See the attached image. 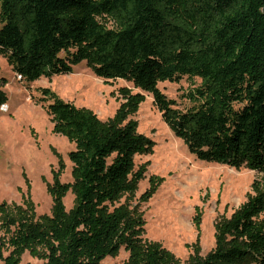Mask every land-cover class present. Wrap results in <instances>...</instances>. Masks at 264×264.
<instances>
[{"label": "trees", "instance_id": "16d2710c", "mask_svg": "<svg viewBox=\"0 0 264 264\" xmlns=\"http://www.w3.org/2000/svg\"><path fill=\"white\" fill-rule=\"evenodd\" d=\"M0 54L27 83L71 73L85 61L104 80L124 79L150 93L197 159L258 173L252 194L216 221L214 246L205 255L195 214L193 251L181 262L144 240L142 217L116 204L144 175L134 156L153 145L129 118L144 94L119 88L123 101L101 120L42 87L53 131L74 144L68 152L73 181L60 180V160L47 183L50 214L36 215L28 197L20 205L0 203V228L8 233L0 264H21L25 250L44 264H104L122 247L128 251L122 264H264V0H0ZM183 77L200 79L186 94V109L158 88ZM6 99L0 89V104ZM162 181L152 175L141 199ZM70 188L74 204L66 209Z\"/></svg>", "mask_w": 264, "mask_h": 264}, {"label": "rangeland", "instance_id": "374dc122", "mask_svg": "<svg viewBox=\"0 0 264 264\" xmlns=\"http://www.w3.org/2000/svg\"><path fill=\"white\" fill-rule=\"evenodd\" d=\"M199 83L197 77H183L178 82H158V88L176 100L178 108L186 109L191 105L186 94ZM42 87H49L65 101L91 109L101 120L112 118L123 101L119 88L144 94L145 100L129 118L137 121V131L150 138L153 145L151 152L134 156L135 167L145 165L144 175L136 190L122 194L116 204L142 217L140 236L144 240L160 243L181 262L185 263L193 251L195 214L200 215L201 222L199 253L205 255L214 246L216 221L229 217L252 194L256 171L197 159L163 121L150 93L124 79L104 80L85 61L74 64L71 73L49 79L42 76L27 83L17 79L0 54V89L7 96L0 104V203L20 205L28 197L36 215L50 214L52 197L47 183L53 182L52 170L60 166V160L64 163L60 180L73 181L68 152L74 144L53 131L46 102L41 101ZM152 175L163 177V181L148 200H143L141 194L149 188ZM74 197L70 188L63 198L66 209L73 206ZM7 235L0 228V242H6ZM127 257L128 251L122 247L103 263L122 264ZM20 262L44 264L29 250L23 252Z\"/></svg>", "mask_w": 264, "mask_h": 264}, {"label": "built area", "instance_id": "2783aa9c", "mask_svg": "<svg viewBox=\"0 0 264 264\" xmlns=\"http://www.w3.org/2000/svg\"><path fill=\"white\" fill-rule=\"evenodd\" d=\"M16 77H17L18 80H23L21 75H19V74H16Z\"/></svg>", "mask_w": 264, "mask_h": 264}]
</instances>
